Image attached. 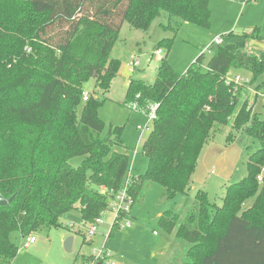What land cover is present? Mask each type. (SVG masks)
<instances>
[{
	"label": "trees",
	"instance_id": "trees-1",
	"mask_svg": "<svg viewBox=\"0 0 264 264\" xmlns=\"http://www.w3.org/2000/svg\"><path fill=\"white\" fill-rule=\"evenodd\" d=\"M210 0H0V264H14L12 240L48 234L61 217L78 211L92 222L109 209L130 169L124 126L99 115L121 61L111 58L122 25L148 30L167 11L175 22L210 25ZM259 30L223 35L186 72L161 58L153 83L130 78L124 105L146 112L158 103L157 118L143 144L147 169L132 181L134 203L159 184L163 197L188 193L202 149L216 126L231 124L248 139L247 175L227 186L222 203L198 189L183 218L177 203L158 222L182 244V264H264V116L242 102L239 86L227 83L232 66L264 87V50L249 49ZM164 38L159 44H170ZM205 65V69L201 65ZM137 69V68H136ZM95 80L93 92L87 83ZM89 97L84 100V93ZM245 137V139H246ZM230 138V136L228 137ZM258 147L254 149V145ZM75 157H83L77 167ZM253 198L250 208L243 203ZM187 201H190L188 198ZM118 226H116L117 228ZM76 233L83 234L81 230ZM79 258L76 256L75 261ZM90 260L81 255V262Z\"/></svg>",
	"mask_w": 264,
	"mask_h": 264
},
{
	"label": "rangeland",
	"instance_id": "rangeland-1",
	"mask_svg": "<svg viewBox=\"0 0 264 264\" xmlns=\"http://www.w3.org/2000/svg\"><path fill=\"white\" fill-rule=\"evenodd\" d=\"M210 25L202 27L190 23L175 22L167 11H162L150 25L148 30L135 28L129 21L122 25L116 39L111 58L121 61L118 77L112 82V87L106 95L104 104L99 108V115L106 123L107 132L110 124L124 126L123 138L130 156V173L132 176L143 174L147 169V156L143 152L149 131L145 132L134 154L140 127L148 120L147 112L130 108L123 104L127 85L130 78L153 83L157 77V68H152L153 62L160 63L161 58L167 56L170 64L179 72L184 73L193 65L204 47L209 46L217 36L230 31L242 33L250 32L254 28L259 30L261 38L251 40L249 49L264 50V0H210ZM164 38H173L170 44H159ZM160 50V53H158ZM139 59L137 69L131 70L129 63L133 57ZM206 58L209 56L205 52ZM201 67L205 69V65ZM252 79V74L242 67L232 66L227 74L229 79L235 76ZM264 80V75L259 82ZM87 90L91 93L95 88V80L87 83ZM251 90L245 86L242 91V102L248 100L253 105V112L264 116V94L256 95L257 83L249 84ZM153 126V125H151ZM209 142L202 149L188 193L180 192L175 198L163 197L161 185L155 184L148 194L142 196L132 207L131 226H118L112 230L106 241L112 253L114 264H182L187 258L186 250L190 242L175 239L173 233L165 231L158 222L159 212L177 203L176 211L182 219L193 209L194 196L198 189L207 192L211 201L222 203L227 186L241 181L247 175V165L250 151L246 150L249 139L235 130L231 124L219 125L213 129ZM230 136V138H228ZM246 137V139H245ZM258 144L254 145V149ZM83 157H75L70 162L77 167ZM264 166L261 168L260 171ZM190 201H187V199ZM253 198L243 203V208H250ZM89 221H82L78 211H70L61 217V225L53 228L48 234L36 233L37 241L25 246V240L18 232L12 235V240L19 247L14 264H79L81 255L91 251L89 244L83 241V236L76 233L81 228L84 233ZM112 214L107 212L99 226L93 245L100 248L104 241V233L111 227ZM125 222L121 221L120 225ZM75 236L73 251L64 249V240L68 235ZM173 234V235H172ZM174 238L175 244L168 249L167 257L162 260L161 251L166 241ZM79 255L77 261L76 256Z\"/></svg>",
	"mask_w": 264,
	"mask_h": 264
},
{
	"label": "built area",
	"instance_id": "built-area-1",
	"mask_svg": "<svg viewBox=\"0 0 264 264\" xmlns=\"http://www.w3.org/2000/svg\"><path fill=\"white\" fill-rule=\"evenodd\" d=\"M222 41H223V35L217 36L209 46L204 47L205 51H202V52L211 53V46L213 44L214 45L220 44ZM158 53H160V50H158ZM138 65H139V59L134 56L132 61L129 63V66L131 67V70L133 71L137 68ZM226 82L233 83L234 89H238L239 86H243V87L245 86L247 89L251 90L249 87V84L251 85L252 80L249 78H243L237 75L235 76L234 79H229L228 77H226ZM254 92L256 95L264 94V88L255 89ZM88 97H89V93L85 92L84 97H83L84 100H87ZM249 106H250V102H249ZM133 108L138 109L139 104L134 103ZM157 110H158V103H152L147 106L146 112L148 115V120L144 124V126L140 127V135L138 138L137 145L134 149V154H136L138 151V145L141 142V138H143L144 133L147 131L151 132L153 128V126L151 125H153L155 119L157 118ZM263 113H264V109H263ZM263 176H264V168L257 176L260 182L262 181ZM135 178L136 176H132L130 173V169H129L127 176H126L125 183L119 191L114 192L112 190H109L107 187H102V192L104 194L112 195V201L109 205L108 210H106L102 215L97 217L92 222H88L86 226V230L84 231L82 236H83V241L89 244L91 247V251L88 253L90 256V260L87 262H81L79 264H102V263L114 264L115 263L111 260L112 253L110 249L107 247L106 241L108 237L110 236L112 230H114L116 226H120V227H124V226L130 227L131 226V219H132L131 212H132V207L134 203V198H133V195L129 192V187ZM107 212L112 214L111 227L108 232L104 233L105 236H104V241H103L102 246L100 248H97L93 245L95 235L97 232H99V226L103 222V216ZM121 221H124L125 224L120 225ZM24 240H25V246H30L31 244L37 241L36 233H30L28 236L24 237Z\"/></svg>",
	"mask_w": 264,
	"mask_h": 264
},
{
	"label": "water",
	"instance_id": "water-1",
	"mask_svg": "<svg viewBox=\"0 0 264 264\" xmlns=\"http://www.w3.org/2000/svg\"><path fill=\"white\" fill-rule=\"evenodd\" d=\"M152 65H153L152 68H153L154 70H156V68L158 67V64H157L156 62H153ZM12 199H13V197H10V198L6 199V198H4V197H2V196L0 195V204H2V205L7 204L8 202H11ZM74 239H75V236H74L73 234H70V235H68L67 238L64 240V244H63L64 249H65L67 252H69V253H71V252L73 251Z\"/></svg>",
	"mask_w": 264,
	"mask_h": 264
},
{
	"label": "crops",
	"instance_id": "crops-1",
	"mask_svg": "<svg viewBox=\"0 0 264 264\" xmlns=\"http://www.w3.org/2000/svg\"><path fill=\"white\" fill-rule=\"evenodd\" d=\"M120 70H121V68H120ZM119 75H121L120 74V72H119ZM139 138V137H138ZM138 142V141H137ZM137 145V144H136ZM160 212H159V215L158 216H160ZM131 217H132V212H131ZM78 230H81V228L80 229H78ZM103 233H105V232H103ZM173 235V234H172ZM75 240V239H74ZM174 238H171L170 239V241H166V245H165V248L161 251V254H162V260H161V262L162 261H164L165 260V258L167 257V254L169 253L168 252V249H170V248H172L173 247V244H175V242H174ZM88 254V253H87ZM102 264H105V263H102Z\"/></svg>",
	"mask_w": 264,
	"mask_h": 264
}]
</instances>
